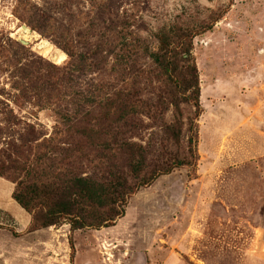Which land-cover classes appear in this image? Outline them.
<instances>
[{
	"label": "rangeland",
	"instance_id": "1",
	"mask_svg": "<svg viewBox=\"0 0 264 264\" xmlns=\"http://www.w3.org/2000/svg\"><path fill=\"white\" fill-rule=\"evenodd\" d=\"M229 4L193 42L202 107L196 166L142 188L114 226L99 230L63 222L29 232L14 180L0 175V264H264V0H0V165L15 176L22 154L39 151L61 125L57 112L71 114L76 103L90 110L77 95L93 96L103 81L122 85L132 63L137 87L154 97L144 48L157 47L156 32L206 22ZM135 40L138 56L123 70L116 54ZM64 46L81 54L79 66ZM182 108L184 117L195 113ZM152 132L158 147V127L136 139ZM81 168L94 172L85 159Z\"/></svg>",
	"mask_w": 264,
	"mask_h": 264
},
{
	"label": "trees",
	"instance_id": "2",
	"mask_svg": "<svg viewBox=\"0 0 264 264\" xmlns=\"http://www.w3.org/2000/svg\"><path fill=\"white\" fill-rule=\"evenodd\" d=\"M231 5L211 13L206 22L174 23L156 32L157 47L144 48L152 64L149 78L158 84L154 97L137 87L140 73L135 74L132 63L122 85L103 81L96 84L93 96L77 95L80 101L89 99L90 110L83 111L76 103L71 114L57 112L61 125L37 143L39 151L22 154V160L13 164L15 176L9 171L12 166L0 165V175L15 182L13 199L31 216L29 232L63 222L72 230L114 226L142 188L177 168L196 166L202 107L193 42L212 31ZM140 42L122 46L128 54H116L122 69L135 61ZM64 48L74 66H79L81 54L70 46ZM184 105H191L194 115L184 117ZM155 127L161 133L158 147L154 132L147 142L136 139ZM61 137L67 138L63 144L58 143ZM183 139L186 149L180 147ZM84 159L93 164V173L81 168Z\"/></svg>",
	"mask_w": 264,
	"mask_h": 264
}]
</instances>
